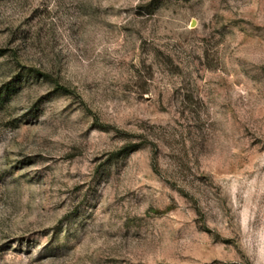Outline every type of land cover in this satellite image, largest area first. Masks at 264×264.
I'll return each mask as SVG.
<instances>
[{"label":"rangeland","instance_id":"374dc122","mask_svg":"<svg viewBox=\"0 0 264 264\" xmlns=\"http://www.w3.org/2000/svg\"><path fill=\"white\" fill-rule=\"evenodd\" d=\"M0 264H264V0H0Z\"/></svg>","mask_w":264,"mask_h":264},{"label":"trees","instance_id":"16d2710c","mask_svg":"<svg viewBox=\"0 0 264 264\" xmlns=\"http://www.w3.org/2000/svg\"><path fill=\"white\" fill-rule=\"evenodd\" d=\"M3 53H4V50H1V49H0V54H3Z\"/></svg>","mask_w":264,"mask_h":264}]
</instances>
